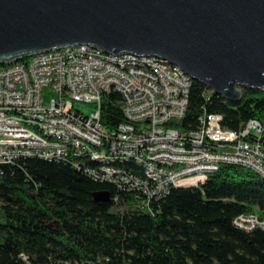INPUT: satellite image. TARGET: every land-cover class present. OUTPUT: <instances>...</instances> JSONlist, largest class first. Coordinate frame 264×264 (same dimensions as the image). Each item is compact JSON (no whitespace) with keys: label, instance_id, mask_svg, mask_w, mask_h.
<instances>
[{"label":"built area","instance_id":"2783aa9c","mask_svg":"<svg viewBox=\"0 0 264 264\" xmlns=\"http://www.w3.org/2000/svg\"><path fill=\"white\" fill-rule=\"evenodd\" d=\"M192 81L165 58L106 52L86 43L2 63L0 163L21 157L69 159L95 180L133 193L135 201L127 204L131 210L150 209L151 202L174 187L199 186L223 163L247 167L264 178V123L259 119L235 130L222 125L220 113L204 111L195 129L178 125ZM112 92L121 96L127 119L115 129L103 124L101 114L103 96ZM76 100L93 104L94 110L81 112ZM234 223L246 230L264 228L257 214H241ZM19 256L31 263L29 255Z\"/></svg>","mask_w":264,"mask_h":264},{"label":"trees","instance_id":"16d2710c","mask_svg":"<svg viewBox=\"0 0 264 264\" xmlns=\"http://www.w3.org/2000/svg\"><path fill=\"white\" fill-rule=\"evenodd\" d=\"M241 92L231 100L193 80L178 125L195 129L204 111L220 113L222 125L235 130L251 118L264 123V89ZM101 114L109 129L127 120L118 93L103 96ZM102 190L109 201L94 199ZM130 201L133 193L69 159L0 163V264H25L22 252L30 264H264V228L234 223L241 214L264 220V178L247 167L223 163L199 186L174 187L150 209L131 210Z\"/></svg>","mask_w":264,"mask_h":264},{"label":"water","instance_id":"95a60500","mask_svg":"<svg viewBox=\"0 0 264 264\" xmlns=\"http://www.w3.org/2000/svg\"><path fill=\"white\" fill-rule=\"evenodd\" d=\"M72 43L165 58L231 100L264 89V0H0V64Z\"/></svg>","mask_w":264,"mask_h":264},{"label":"rangeland","instance_id":"374dc122","mask_svg":"<svg viewBox=\"0 0 264 264\" xmlns=\"http://www.w3.org/2000/svg\"><path fill=\"white\" fill-rule=\"evenodd\" d=\"M241 89V87H240ZM74 105L77 109L85 114H89L94 110L93 104L82 102V101H74Z\"/></svg>","mask_w":264,"mask_h":264}]
</instances>
